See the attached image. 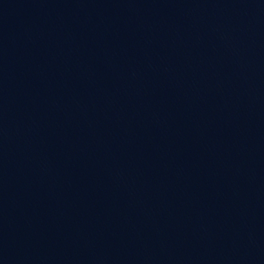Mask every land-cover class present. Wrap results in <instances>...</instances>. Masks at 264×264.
Wrapping results in <instances>:
<instances>
[{
	"label": "water",
	"instance_id": "95a60500",
	"mask_svg": "<svg viewBox=\"0 0 264 264\" xmlns=\"http://www.w3.org/2000/svg\"><path fill=\"white\" fill-rule=\"evenodd\" d=\"M0 264H264V0H0Z\"/></svg>",
	"mask_w": 264,
	"mask_h": 264
}]
</instances>
